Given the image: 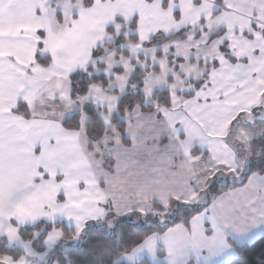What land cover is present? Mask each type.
Segmentation results:
<instances>
[{
    "label": "crops",
    "instance_id": "1",
    "mask_svg": "<svg viewBox=\"0 0 264 264\" xmlns=\"http://www.w3.org/2000/svg\"><path fill=\"white\" fill-rule=\"evenodd\" d=\"M113 1L92 0L87 6L84 0H0V239L23 248L21 257L10 258L15 263L25 264L21 259L27 253L30 264H46L43 259L62 239L61 230L53 229L44 241L45 250L38 253L20 238V227L63 221L81 236L89 225L107 229L117 216L153 212L152 202L164 210L175 203L194 205L189 197L196 191L194 179L212 169L197 167L204 164L206 169L213 161L219 171L236 178L242 173L241 178L212 195L187 225L178 222L151 233L120 260L127 264L143 258L151 264L226 263L236 256L233 243H250L264 231V173L252 172L245 183L234 185L247 169V150L243 152L230 140L232 131H239L242 116L264 110V16L256 12L258 3L262 11L264 0L237 2L249 10L239 9L230 0L228 5H223L225 0H166V7L163 0H144L149 5L154 1V6L141 16L134 10L111 12ZM170 5L176 8L172 12ZM134 17L138 29L145 27L146 39L157 32L191 28L186 39L157 49L190 38L202 48L220 38L237 61L230 62L220 52L216 67L206 65V81L189 90L194 92L191 97L178 93L182 100L177 107L172 102L168 108L155 106L151 111L135 106L124 116L128 145L114 131L118 138L114 146L110 145L112 134L89 149L86 115L81 114L79 129L70 130L62 126L63 119H43L33 109L42 104L46 84L86 67L96 46L92 34L105 31L111 20L128 22ZM208 19L216 23V29L204 27ZM167 23L174 29L167 31ZM197 29L199 36H195ZM219 29L222 33L209 40ZM36 53L48 55L50 64H38ZM18 102L27 105L28 118L13 112ZM11 229L16 231L10 239ZM48 264L59 263L49 260Z\"/></svg>",
    "mask_w": 264,
    "mask_h": 264
},
{
    "label": "trees",
    "instance_id": "2",
    "mask_svg": "<svg viewBox=\"0 0 264 264\" xmlns=\"http://www.w3.org/2000/svg\"><path fill=\"white\" fill-rule=\"evenodd\" d=\"M146 1L151 2L152 0ZM91 2L92 0H84V3L87 6H89ZM162 6H167L166 0L162 1ZM115 20L123 23V20L120 18H116ZM202 22L203 20L201 23ZM127 24L132 30H136L137 18H132ZM123 29H125V27ZM106 30L113 33L111 25L107 26ZM190 31V27H184L168 34L157 32L147 39L146 43L148 46L159 47L169 41L186 39ZM221 33L222 29L211 33L209 40L219 36ZM246 34L249 35L248 33ZM39 35H42L41 32H39ZM199 35L200 30L197 29L195 36ZM128 38L137 41L139 36L136 33H133L128 35ZM125 39L126 37L123 33H120L114 37V41L110 43L109 46L112 44L119 45ZM39 47H41V43H39ZM98 52H101L100 45L92 50L94 55ZM220 52L230 62L234 63L237 61V58L230 52L226 41L221 44ZM156 56L161 57L162 52L157 50ZM167 58L170 64H172L173 60H175L176 63L183 61L182 58L174 57L173 55H169ZM35 59L36 62L42 66H48L50 64V57L46 54L36 53ZM190 61H193V59H190ZM200 64H202V61H200ZM205 64L209 67H216L218 65L216 60L205 62ZM96 67L102 69L104 65L98 63ZM150 69L158 70V66H148L145 70L138 66L134 67L128 83L129 86L136 90V93H134L131 88L120 96L117 104V112L111 117L113 129L106 127L101 120L99 111L102 109L93 106L91 103H84L80 112L74 113L62 121V126L70 130L79 129L80 116L81 114H84L88 118L84 130L90 140L88 144L89 149H92V144L100 140L104 135H112L114 131L120 135L122 143L128 145L129 140L126 137V122L124 120V116L128 112H130L135 106H138L142 111H151L155 106H164L168 108L171 104V96L165 89H158L153 92L154 103H145L141 88L143 86L145 71H149ZM175 69H177V64L175 65ZM68 78L70 84L69 95L72 99L85 95L92 84H99L103 88H106L108 84V79L102 73L95 72L94 67L91 65L71 72ZM206 79L207 73H205L200 79H189L188 83L192 84L195 89H198ZM193 93V91H188L181 94L184 97H191ZM13 112L27 118L29 117L28 108L24 102H18L13 107ZM248 146L249 148L246 154L247 169L245 170L242 179L235 182L234 185H242L245 183L247 176L252 172L264 173V131L253 137ZM102 159L104 162H107L108 160L107 157H103ZM227 188V185L219 186L217 184H211L209 186L212 195L225 191ZM208 203L209 201L202 205L175 203L171 209L168 210L172 212V218L160 223L159 218L161 212L164 211V208L157 202H152L154 208L153 212L132 211L128 214L115 217L116 228L112 232L98 224H93L91 227H87L82 234V243L68 247L65 251V255L62 254L61 250L66 244L68 245L70 243V239L74 235L75 230L63 221H39L32 225L20 227L18 234L23 241L30 242L32 248L36 252H43L45 250L44 241L47 235L53 229L57 228L61 230L62 239L58 242L52 253L50 252V257L48 256L49 260H56L59 264H127L120 260V257L124 253L131 251L153 232H163L169 226L178 222H183L187 225L189 219L196 213L202 211ZM111 213L112 212H108V214ZM233 246L236 251V256L223 264H264V231L259 237L250 243L240 245L233 243ZM23 253V250L18 246L9 245L4 238L0 239L1 255H9L16 260L21 257ZM158 254L159 256H162L161 252H158ZM135 264L151 263L148 259L143 258Z\"/></svg>",
    "mask_w": 264,
    "mask_h": 264
},
{
    "label": "rangeland",
    "instance_id": "3",
    "mask_svg": "<svg viewBox=\"0 0 264 264\" xmlns=\"http://www.w3.org/2000/svg\"><path fill=\"white\" fill-rule=\"evenodd\" d=\"M210 1L212 0H200L202 3ZM226 1L227 0L223 1V5H228ZM238 1L239 0H230V4L231 2L233 4L236 3V7L239 9L249 10L248 7H244L243 2H240L239 4L237 3ZM153 4L154 1L149 5L144 0H129L128 4L123 5L120 2L114 0L110 9L111 12H115L116 9L121 12H133L134 10L138 16H141L143 15L141 14L142 12L145 13L152 9L154 6ZM259 4L260 3H258L256 6L257 15L262 14L264 16V8L261 11ZM169 8V11L171 12L176 9L174 8V5H170ZM128 22L127 20H123V23L116 20H111L108 23V26L111 25L113 33L108 32L105 29V31L95 32L91 36V38H94L96 41L95 47L100 45L101 52H98L95 55L92 53L86 66H93L95 72L102 73L108 79L106 88H103L99 84H92L85 95L72 99L69 95L70 87L68 77L67 79L62 77L56 78L52 82L50 81V83L46 84L44 88L42 104H39V106L35 107L33 111L36 113L38 112L43 119H58V121H60L70 117L74 113L80 112L84 103H91L93 106L100 107L102 109L99 111L101 120L106 127L113 129L111 117L117 112V104L120 96L127 92L128 89L132 88L131 90H134L133 87L129 86L128 80L135 66H138L143 70H145L148 66H158V70L150 69L149 71H145L143 86L141 88L145 103H154L153 92L158 89H165L171 96L172 105L177 107L182 100L178 93L193 90L194 88L192 84L188 83V80H197L202 78L207 69L205 62L217 60V56L220 54V38L214 39L211 43L205 45L202 48H199L195 44L196 41L194 42L192 38L186 42H176L174 46H161L160 49H157L153 46H148L146 43L147 39L145 37V27L141 26L139 29L137 28L136 30H132L127 24ZM215 25L216 23H212V20L208 19L204 24V27L210 31L211 29H216ZM124 27L125 29H123ZM165 27L168 29L167 31L174 29V26H172L171 23H167V26ZM120 33H123L126 39L119 45L112 44L109 46V44L114 41V37ZM133 33H136L139 36L137 41H133L128 38V35ZM202 36L206 37V34ZM191 44H193L192 48H194L192 51L190 50ZM157 50L162 52V56L160 58L156 56ZM169 55L179 58L181 57L184 58V60L180 63H176V61L173 60L172 64H170L167 58ZM190 57L194 58L193 62L189 60ZM200 61H202V64H200ZM98 63H102L104 67L102 69H98L96 67ZM176 64L177 69H175ZM258 118H264V110L261 109L257 114L251 113L246 116H242L239 120V123L241 121L242 124L240 126L238 124H234V126L238 125L237 129L239 131H232L230 140L237 142V147L241 148L243 152L248 150V144L251 139L264 131L263 120L256 121L254 124H249L244 122V120H256ZM81 122H84V119H81ZM116 141H118V138L113 132L111 142L112 144L110 145L114 146ZM107 164L108 163H106V165ZM208 164L209 167L207 166L206 169L204 168V164H201L199 167H197L199 171H204L208 168L212 169H210L209 173L206 171V173L201 172V174H198L194 179L196 191L193 195L189 196L193 197L192 203L194 205H201L213 198L209 189L211 184H217L219 186L229 185L233 181L241 178L242 173H240V176H237L236 178L235 174L233 176L231 174L226 175L225 173L219 171L215 162L212 161ZM205 181L206 184L204 185L203 182ZM171 218L172 212L168 211V209H165L163 212H161L159 222L163 223ZM88 227H91V225ZM115 228V223L109 224L107 230L112 232ZM85 230L86 229L82 231V234ZM81 236H78L77 234L74 235V237L72 236L73 239H70V243L68 245L66 244L61 250L62 254L65 255V251L68 247L74 244H81L83 241V239L79 238ZM18 247L21 248L20 246ZM28 247L33 249L31 244L28 245ZM21 249L23 250V248ZM26 251L29 252L28 249ZM4 257L9 258L8 260L10 261H7L8 264H19L12 261L10 259L11 256L0 254V259ZM31 260L32 258L26 253L21 259V262L30 264ZM43 261L48 264L49 258H44Z\"/></svg>",
    "mask_w": 264,
    "mask_h": 264
},
{
    "label": "snow or ice",
    "instance_id": "4",
    "mask_svg": "<svg viewBox=\"0 0 264 264\" xmlns=\"http://www.w3.org/2000/svg\"><path fill=\"white\" fill-rule=\"evenodd\" d=\"M15 231H16L15 229L8 230V234H9L10 239L15 234ZM7 259H8L7 257L0 259V264H6Z\"/></svg>",
    "mask_w": 264,
    "mask_h": 264
},
{
    "label": "water",
    "instance_id": "5",
    "mask_svg": "<svg viewBox=\"0 0 264 264\" xmlns=\"http://www.w3.org/2000/svg\"><path fill=\"white\" fill-rule=\"evenodd\" d=\"M134 93H136V90H133Z\"/></svg>",
    "mask_w": 264,
    "mask_h": 264
}]
</instances>
